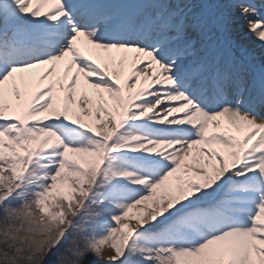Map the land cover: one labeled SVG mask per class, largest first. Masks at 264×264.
I'll return each mask as SVG.
<instances>
[{
    "label": "snow or ice",
    "instance_id": "6c2138e0",
    "mask_svg": "<svg viewBox=\"0 0 264 264\" xmlns=\"http://www.w3.org/2000/svg\"><path fill=\"white\" fill-rule=\"evenodd\" d=\"M252 0H0V264H264Z\"/></svg>",
    "mask_w": 264,
    "mask_h": 264
},
{
    "label": "bare ground",
    "instance_id": "6f19581e",
    "mask_svg": "<svg viewBox=\"0 0 264 264\" xmlns=\"http://www.w3.org/2000/svg\"><path fill=\"white\" fill-rule=\"evenodd\" d=\"M234 35L238 43L242 45H246L251 50L257 49L258 51H260L261 53L260 52L258 53V51H255L257 56L264 53V49L260 47V44L255 39V37L252 36L250 33H248L247 28L245 26V22L243 20H241L236 26V32L234 33Z\"/></svg>",
    "mask_w": 264,
    "mask_h": 264
},
{
    "label": "rangeland",
    "instance_id": "374dc122",
    "mask_svg": "<svg viewBox=\"0 0 264 264\" xmlns=\"http://www.w3.org/2000/svg\"><path fill=\"white\" fill-rule=\"evenodd\" d=\"M254 1V0H253ZM258 2H255V5L261 6V8H264V0H256ZM258 51L257 49H254V52ZM260 51H258L259 53ZM261 53V52H260Z\"/></svg>",
    "mask_w": 264,
    "mask_h": 264
}]
</instances>
